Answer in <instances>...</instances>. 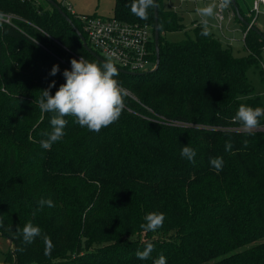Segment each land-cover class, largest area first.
Returning a JSON list of instances; mask_svg holds the SVG:
<instances>
[{"label":"trees","instance_id":"obj_1","mask_svg":"<svg viewBox=\"0 0 264 264\" xmlns=\"http://www.w3.org/2000/svg\"><path fill=\"white\" fill-rule=\"evenodd\" d=\"M45 1L0 0V11L44 32L22 22V31L5 27L0 34V235L13 251L7 263L154 264L163 254L166 264H264V132L236 130L241 125L232 119L241 104L263 107L249 77L257 72L264 82L263 37L251 28L242 57L209 30L201 35L203 25L194 27V39L169 42L163 35L182 31L183 17L157 0V70L118 72L130 92L118 121L96 133L68 116L66 134L46 150L40 141L53 114L39 109V90L55 80L54 95L71 58L101 62L85 50L77 18L53 0L75 30ZM134 2L115 0L114 17L154 33V8L144 20L132 13ZM235 2L240 18L230 7L245 32L253 5ZM151 48L156 62L154 41ZM56 64L60 72L50 76ZM185 145L196 150L195 163L181 156ZM213 157L223 158L221 170L210 164ZM41 198L55 207L35 211ZM150 212L165 215L155 232L140 227ZM29 221L50 237V255L42 238L25 244L18 237ZM148 242L151 257L138 259Z\"/></svg>","mask_w":264,"mask_h":264},{"label":"clouds","instance_id":"obj_2","mask_svg":"<svg viewBox=\"0 0 264 264\" xmlns=\"http://www.w3.org/2000/svg\"><path fill=\"white\" fill-rule=\"evenodd\" d=\"M229 3L230 0H220V7H227ZM155 6L156 0H135L131 5V11L139 18L147 20L148 10ZM216 7L217 5L213 3L196 9L197 14L203 18L201 35L209 34L207 18L214 15ZM70 64L71 70L64 69L62 73L65 83L59 86L55 94L51 93V89L56 86V81L53 80L47 88L39 90L41 95L36 100L41 112L53 114L50 119L51 131L43 132L42 135L47 138L40 141V146L46 150L66 134L64 131L68 124L66 117L71 116L74 118V123L86 127L91 132L99 133L102 128L118 121L125 107L126 91L123 89L122 83L115 78L118 76V69L111 59L103 63H96L81 56L79 60L71 58ZM58 72H60V68L56 64L51 68L49 75L55 76ZM261 117H264V107L253 108L241 104L232 119L234 122H238L245 132L251 134L261 126ZM247 143L248 141L245 140V146ZM231 148V142H225V150L230 151ZM180 154L189 162L195 163L197 152L194 148L185 145ZM210 164L219 171L223 166V158H210ZM45 206L53 208L55 204L50 198H41L35 211H43ZM144 220L145 223L140 225L141 229L146 232H155L163 226L165 215L159 212H150L145 215ZM17 235L18 237L22 236L25 244L33 243L37 237L42 238L45 244L44 254L46 256L51 254L54 245L50 237L44 234L39 226L33 225L31 221L27 222L22 229L18 227ZM23 250V248L19 249V251ZM154 250L153 243L148 242L143 251L136 252V257L140 260H148ZM154 264H166V257L161 254Z\"/></svg>","mask_w":264,"mask_h":264},{"label":"built area","instance_id":"obj_3","mask_svg":"<svg viewBox=\"0 0 264 264\" xmlns=\"http://www.w3.org/2000/svg\"><path fill=\"white\" fill-rule=\"evenodd\" d=\"M65 1L61 0L62 6L81 23L88 45L96 53L98 52L99 56L105 61L111 59L119 69L137 74V76L147 74L155 69L156 62L152 59L153 51L151 48V44L154 41V33L151 26L123 22L114 16L105 18L97 14L78 15L72 6L69 3H65ZM190 1L196 2V0ZM216 1L215 19L218 21L217 28L222 30V23L225 20V9L229 8L230 19L235 18V15L229 5L227 7H220V0ZM262 6H264V0H254L253 12L256 16H254L247 30L243 32L244 38L252 26H256L257 16ZM173 9L177 10L178 7H174ZM22 22L42 31L17 13L0 11V34L5 27L22 31L20 25ZM198 25L195 24V26ZM260 65L264 80V62H261ZM126 93L128 92L126 91ZM236 130L244 131L242 127L236 128ZM255 131L264 132V124Z\"/></svg>","mask_w":264,"mask_h":264},{"label":"rangeland","instance_id":"obj_4","mask_svg":"<svg viewBox=\"0 0 264 264\" xmlns=\"http://www.w3.org/2000/svg\"><path fill=\"white\" fill-rule=\"evenodd\" d=\"M58 1L61 2V0ZM36 2L41 5L47 6V2L45 0H36ZM253 2L254 0H247V3H250L252 5ZM65 3H69L78 15L97 14L105 18H111L114 16L115 0H66ZM213 3L217 5V1L214 2V0H197L196 4L194 2L182 3L180 0H164V6L166 8L176 10L173 8L178 7L175 12L183 17V23L185 27L182 31L179 32L165 33L163 35L165 40L169 42H181L188 39H194L195 24L201 25L203 19L200 15L197 14L196 9L205 7ZM228 9H225V20L222 23L223 29L220 30L217 28L218 21L215 19V8L214 15L207 18L209 21L208 30L220 39L224 47H230L236 56L242 57L247 54V51L245 49L244 35L243 32L239 29L240 25L235 21V18L230 19ZM254 16L256 15L254 14ZM255 27H257L264 35V6L260 8V13L257 16ZM261 62H264V52L262 53ZM249 77L256 89L255 96L263 104L264 107V82L261 80V77L257 72L251 71L249 73ZM12 254L13 251L10 246L9 240L6 237L0 235V264H5L7 263V261L10 262Z\"/></svg>","mask_w":264,"mask_h":264},{"label":"water","instance_id":"obj_5","mask_svg":"<svg viewBox=\"0 0 264 264\" xmlns=\"http://www.w3.org/2000/svg\"><path fill=\"white\" fill-rule=\"evenodd\" d=\"M48 2L53 5L54 7H56L59 12L67 19V21L72 25V27L77 30V28L75 27V25L73 24V22L71 21V19L66 15V13L53 1V0H48ZM235 13L237 14V17L240 18V14H239V10L238 7L236 6V2L235 0H230ZM154 16H155V27H154V42H155V50H156V67L154 70L150 71V72H154L155 70H157L159 63H160V46H159V42H160V31H159V26H158V17H159V9H158V1L156 0V6L154 7ZM245 25L249 26L250 24H247L245 22H243ZM252 29L255 30L259 35H261L264 39V35H262V33L260 32V30L254 26H252ZM78 31L79 36L81 37L82 41H83V46L85 48L86 51H88L92 56H94L99 62L103 63L105 62V60L100 57L89 45L88 42L86 40V38L82 35V33ZM118 72L125 74V75H131V76H137V74H133L131 72H127L124 70H121L117 67ZM16 264V262L14 263Z\"/></svg>","mask_w":264,"mask_h":264},{"label":"crops","instance_id":"obj_6","mask_svg":"<svg viewBox=\"0 0 264 264\" xmlns=\"http://www.w3.org/2000/svg\"><path fill=\"white\" fill-rule=\"evenodd\" d=\"M181 1V0H180ZM216 0H214V2H215ZM182 3H184V2H191L192 3V1H189V0H184V1H181ZM195 4L197 3V0H196V2H194ZM239 29L243 32V30L241 29V26L239 27ZM10 242V241H9ZM10 246H11V248H12V244H11V242H10Z\"/></svg>","mask_w":264,"mask_h":264}]
</instances>
